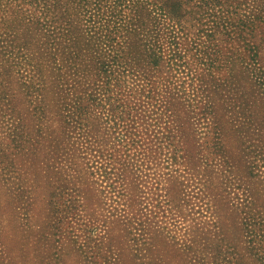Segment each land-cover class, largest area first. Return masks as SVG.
Returning a JSON list of instances; mask_svg holds the SVG:
<instances>
[{"label":"rangeland","instance_id":"rangeland-1","mask_svg":"<svg viewBox=\"0 0 264 264\" xmlns=\"http://www.w3.org/2000/svg\"><path fill=\"white\" fill-rule=\"evenodd\" d=\"M145 1L0 0V264H264L262 0Z\"/></svg>","mask_w":264,"mask_h":264},{"label":"trees","instance_id":"trees-1","mask_svg":"<svg viewBox=\"0 0 264 264\" xmlns=\"http://www.w3.org/2000/svg\"><path fill=\"white\" fill-rule=\"evenodd\" d=\"M258 1V0H255ZM146 5L151 8L152 11H157V13L161 14L162 17L171 22L173 33L177 32L185 35L187 39V26L186 23L188 21L197 22V24L202 23L207 19L209 23L212 25V29H224L227 30L229 28L234 29V26H238L239 29L243 31L242 28L250 29L252 34L254 35L256 30L253 26V21L246 17L237 18L233 17L237 13V9L240 6V0H146ZM263 6L262 11L258 12L256 15V20H259L264 23V0H262ZM239 4L238 6H234ZM203 25V24H202ZM139 28H134L133 32H138ZM186 32V33H185ZM213 36H215V30L210 31ZM211 36V35H208ZM248 52H250V59L252 62H256V58L258 56V48L257 46L248 45ZM200 56V54H197ZM98 59L97 62H100ZM160 58L158 56H152L151 62H154V66H156L159 62ZM258 70L256 73V77L258 81L263 78L264 73L261 72L260 68H254ZM263 70V69H262ZM111 75L110 71L107 69H101L100 73H98V77H103L101 80L108 81V77ZM264 84V81L262 82ZM125 108V107H124ZM123 108V109H124Z\"/></svg>","mask_w":264,"mask_h":264}]
</instances>
